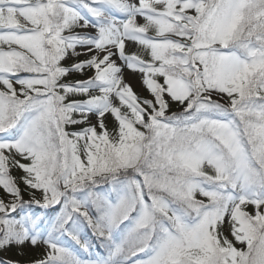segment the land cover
Listing matches in <instances>:
<instances>
[{
  "label": "snow or ice",
  "instance_id": "1",
  "mask_svg": "<svg viewBox=\"0 0 264 264\" xmlns=\"http://www.w3.org/2000/svg\"><path fill=\"white\" fill-rule=\"evenodd\" d=\"M0 264H264V0H0Z\"/></svg>",
  "mask_w": 264,
  "mask_h": 264
},
{
  "label": "rangeland",
  "instance_id": "2",
  "mask_svg": "<svg viewBox=\"0 0 264 264\" xmlns=\"http://www.w3.org/2000/svg\"><path fill=\"white\" fill-rule=\"evenodd\" d=\"M135 87V84H134ZM109 127H111V124L109 125ZM39 250H28V255H26L25 257H17L15 256L14 253H9V255L13 258V259H21V260H26V259H31L34 258L37 254H38Z\"/></svg>",
  "mask_w": 264,
  "mask_h": 264
}]
</instances>
